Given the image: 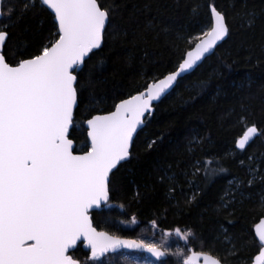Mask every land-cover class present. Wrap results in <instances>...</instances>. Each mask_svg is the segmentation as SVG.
<instances>
[{"label": "trees", "instance_id": "1", "mask_svg": "<svg viewBox=\"0 0 264 264\" xmlns=\"http://www.w3.org/2000/svg\"><path fill=\"white\" fill-rule=\"evenodd\" d=\"M105 2L118 9L115 28L79 73L81 84L90 85L79 95L70 132L77 153L90 146L85 127L90 115L114 110L120 100L176 70L211 26L210 5L226 14L230 32L211 57L155 106L135 138L130 160L111 178L109 203L93 212L94 226L131 239L140 238L139 230L151 224L162 232L191 230L190 249L220 256L224 264H249L260 250L253 229L264 217V134L244 150L236 142L251 124L264 131V0ZM13 6L21 12V0H3L5 12ZM246 12L255 14L252 26ZM17 13L4 49L9 62L14 54L21 58V52L39 54L58 38L54 16L44 6ZM4 23L6 18L0 27ZM194 137L199 142L193 151L189 142ZM250 158L263 161L259 172L249 173ZM194 161L203 164L195 174ZM230 187L236 192L226 199ZM132 220L139 222L136 229L122 225ZM223 231L235 245L234 255L224 252L229 246L219 239ZM71 254L80 263L89 258L81 246Z\"/></svg>", "mask_w": 264, "mask_h": 264}, {"label": "snow or ice", "instance_id": "2", "mask_svg": "<svg viewBox=\"0 0 264 264\" xmlns=\"http://www.w3.org/2000/svg\"><path fill=\"white\" fill-rule=\"evenodd\" d=\"M21 5L19 13L15 6L6 12L0 7V18L8 21L0 27V264H80L68 253L82 237L93 261L121 247L142 248L157 258L168 255L167 249L154 243L98 231L90 210L101 209L109 201L113 170L131 156L134 137L146 114H151L153 101L167 94L229 35L226 14L210 5L211 26L175 71L120 100L114 110L90 115L86 120L90 146L77 154L70 130L76 126L79 95L90 85V81L81 84L79 73L85 58L100 49L109 29L115 28L118 9L105 0H21ZM39 6L54 14L58 38L39 54L21 52V58L14 54L9 62L4 49L13 14L23 15ZM244 16L248 26L255 23V14ZM261 134L264 131L251 124L236 147L245 149ZM198 142L195 137L189 142L193 151ZM202 167V162L194 161L193 173ZM175 232L186 242L195 236L191 230ZM257 235L264 244V220L257 226ZM172 255L181 264H200L201 258L204 264H222L219 258L194 249L178 248ZM255 260L264 264V248Z\"/></svg>", "mask_w": 264, "mask_h": 264}, {"label": "rangeland", "instance_id": "3", "mask_svg": "<svg viewBox=\"0 0 264 264\" xmlns=\"http://www.w3.org/2000/svg\"><path fill=\"white\" fill-rule=\"evenodd\" d=\"M250 162L252 164V167L249 168V173L251 172L253 174V172H259V169L263 161H261V159L251 158ZM262 172H264V170H262ZM254 177L256 176L254 175ZM232 184H233L232 187L237 186L236 182H233ZM232 187L228 188V195L227 196L225 195L226 199H228L230 195L236 192L237 187L235 188L236 190L233 189ZM122 225L133 230L137 228L139 222L136 220H132L131 222L122 223ZM150 226L151 227L147 229H140L139 230L140 238L136 240L138 241L143 240L145 243H154L163 250L167 249L169 256L167 261L158 263L144 254H140L137 252H121L114 255V257L106 256L100 261H93L89 257L86 258L85 260L84 259L81 260L80 264H145L146 261L148 262V264H181L180 258L175 255H172V253H174L178 248H183L185 249L186 252H188V250L190 249L188 247L189 242H186L183 239H181V237L178 236L176 232H162L160 229L156 227L155 224H151ZM219 239H221L222 242L225 243V245L229 246L228 249L224 250V252L225 251L227 252L226 253L227 255H231V254L234 255L236 253L235 245L232 244L231 241L232 239L226 235L225 231H223ZM216 257L221 259V261L223 262L220 256H216Z\"/></svg>", "mask_w": 264, "mask_h": 264}, {"label": "water", "instance_id": "4", "mask_svg": "<svg viewBox=\"0 0 264 264\" xmlns=\"http://www.w3.org/2000/svg\"><path fill=\"white\" fill-rule=\"evenodd\" d=\"M2 3H3V0H0V7H2ZM46 8V7H45ZM48 11L54 16V14L52 13V11L50 10V9H48ZM1 19L2 18H0V21H1ZM58 26V25H57ZM229 36V35H228ZM228 36H226L225 38H224V40H222V41H220V42H218V44H217V46L215 47V49L212 51V52H210V53H206L205 54V56L200 60V61H198L197 62V64L196 65H194L193 66V68L192 69H190L187 73H185V74H183L182 75V77L179 79V81L181 80V79H183V78H185V77H187V76H189L190 74H192L193 72H195L203 63H204V61L205 60H207L209 57H211L215 52H216V50L218 49V47L219 46H221L227 39H228ZM204 37L202 36L199 40H201V39H203ZM199 40L196 42V43H198L199 42ZM196 43L193 45V47L190 49V50H194L195 49V45H196ZM104 45V44H103ZM103 45H102V47H103ZM101 47V48H102ZM100 48V49H101ZM100 49H95V50H93V52H95V51H98V50H100ZM90 55H91V53L89 54V57H90ZM89 57H86L85 58V62L89 59ZM184 58H186V54H185V57ZM84 65H85V63H84ZM84 65H82L81 67L83 68L84 67ZM163 78V77H162ZM162 78H160V79H162ZM159 80V79H158ZM157 80V81H158ZM178 81V82H179ZM178 82L174 85V87L167 93V94H165V95H163L162 97H161V99H159V100H157V101H153V108H152V112H151V114L150 115H148V114H146V120H145V124L142 126V128L141 129H138V133L140 132V131H142L143 129H144V127L146 126V121H147V119L149 118V116H151L154 112H155V106L156 105H158V104H160L168 95H170L173 91H174V89L176 88V86L178 85ZM145 90V89H144ZM143 90V91H144ZM85 127H86V130H87V125H86V123H85ZM70 132H71V130H70ZM137 133V134H138ZM244 134V133H243ZM137 136V135H136ZM136 136L134 137V141H135V138H136ZM260 137V135H257L256 137H254L250 142H249V144L246 146V148L252 143V142H254L257 138H259ZM70 138V137H69ZM71 139V138H70ZM88 141H89V144H90V140H89V138H88ZM133 145H134V142H133ZM133 145H132V148H131V152H132V149H133ZM237 148V147H236ZM245 148V149H246ZM73 149H74V151L76 152V143H75V141L73 140ZM238 149V148H237ZM238 150H240V149H238ZM244 150V149H243ZM77 153V152H76ZM77 154H80V153H77ZM130 158H131V156L128 158V160H126V161H122L118 166H117V169H118V167L121 165V164H123V163H125V162H127V161H129L130 160ZM117 169H114L113 171L115 172ZM109 201H110V198H109ZM109 201L106 203V204H104V205H102V207H101V209H93V210H90V217H91V219H92V223H93V226H94V222H93V218H92V214H93V212H95V211H101L103 208H104V206H106L108 203H109ZM261 220H264V217L263 218H261L258 222H257V224L254 226V229H253V232H254V237H255V240L257 241V243L259 244V246H260V250H261V248H264V244H261L260 242H259V238H258V235H257V226L258 225H260V222H261ZM95 227V226H94ZM96 228V227H95ZM98 231H103V230H99L98 228H96ZM107 232V231H106ZM109 233V232H108ZM110 234V233H109ZM110 235H112V234H110ZM122 239H131V238H124V237H121ZM131 240H136V239H131ZM138 241V240H137ZM79 246H81V248H82V250L83 251H85V252H87V253H89V257H90V259L92 260V258H91V250H90V247L87 245V242L83 239V237L81 238V240L80 241H78L77 242V245L73 248V249H70V251H69V255H71L72 256V252H74ZM162 249V248H161ZM163 250V249H162ZM260 250H259V252H260ZM121 252H137V253H140V254H144V255H146V256H148V257H150L152 260H154V261H156V262H158V263H161V262H165V261H167L168 260V255H166V256H164V257H161V258H157V257H155V256H153L150 252H148L147 250H145V249H129V248H126V247H121V248H119V249H117L115 252H108V253H105L103 256H100L96 261H100V260H102L104 257H106V256H108V255H114V254H118V253H121ZM259 252L254 256V258L252 259V261L249 263V264H256V260H255V258H256V256H258L259 255ZM209 254V253H208ZM209 255H211V256H213V257H216V256H214V255H212V254H209ZM73 257V256H72ZM217 258V257H216ZM222 262V261H221ZM200 264H204V262H203V258H201V262H200ZM222 264H224L223 262H222Z\"/></svg>", "mask_w": 264, "mask_h": 264}, {"label": "bare ground", "instance_id": "5", "mask_svg": "<svg viewBox=\"0 0 264 264\" xmlns=\"http://www.w3.org/2000/svg\"><path fill=\"white\" fill-rule=\"evenodd\" d=\"M188 52V51H187ZM175 71V70H174ZM150 117V116H149ZM148 120V119H147ZM147 122V121H146Z\"/></svg>", "mask_w": 264, "mask_h": 264}]
</instances>
